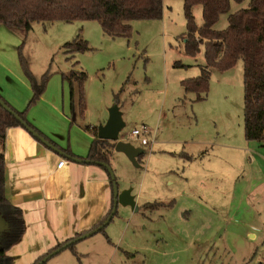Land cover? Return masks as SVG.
Returning a JSON list of instances; mask_svg holds the SVG:
<instances>
[{"label": "rangeland", "instance_id": "obj_1", "mask_svg": "<svg viewBox=\"0 0 264 264\" xmlns=\"http://www.w3.org/2000/svg\"><path fill=\"white\" fill-rule=\"evenodd\" d=\"M248 6L249 0L232 3L214 29L225 30L229 15ZM193 13L202 27V7ZM131 25L130 38L108 37L96 21L34 23L29 33L0 27L4 99L5 86L21 88L27 80L30 92L18 88L26 98L20 112L26 111L44 95L38 93L44 83L46 91L58 88L62 76L75 68L88 79L87 113L74 122L106 123L109 109L117 105L126 124L120 139L146 151L140 168L121 153L111 162L119 190H133L139 211L119 206L104 232L46 264H264V148L260 153L228 148L248 142L244 62L226 71L211 69L209 91L198 100L181 85L199 77L206 64L203 46L196 57L185 52L184 1L165 0L161 20ZM79 36L91 51L66 53L64 45ZM144 127L152 132V144L131 137ZM164 198L162 207L143 206ZM9 255L14 258V251Z\"/></svg>", "mask_w": 264, "mask_h": 264}, {"label": "trees", "instance_id": "obj_2", "mask_svg": "<svg viewBox=\"0 0 264 264\" xmlns=\"http://www.w3.org/2000/svg\"><path fill=\"white\" fill-rule=\"evenodd\" d=\"M164 1L0 0V27H5L12 32L29 33L34 23L96 21L100 24L103 33L108 37L130 38L132 36L131 22L153 21L163 18ZM182 1H184V14L187 22V33L182 37L185 40V52L191 57H196L203 46L206 61L205 66L201 68V75L197 78L183 80L181 83L182 87L187 93H194L197 95V99L201 100L202 96H206L209 91L211 69L226 71L242 60L244 62V136L248 142H257L264 146V0H249L248 8L229 15L228 27L223 31L214 29L220 16L230 13L232 3L243 4L246 0ZM196 6H201L203 10L204 25L202 27H198L195 22L193 10ZM64 47L66 53L71 54L91 51L88 42L82 40L80 36L72 42L66 43ZM21 63L23 64L22 61ZM77 64L78 62L75 63V66ZM175 67L185 66L175 63ZM62 79L69 87L72 118L75 119V117L80 116L84 119L86 108L84 84L88 79L87 74L73 68L69 73L64 74ZM47 80L48 77H45L44 82ZM44 91L45 83L39 88L38 93L41 95ZM0 98L16 115L23 119L39 135L48 140L27 119L29 111L34 107L39 97H35L28 109L23 112L12 107L1 95ZM16 127L23 126L14 115L0 106V212L10 223L11 231V235L2 243L3 246H0V264L14 263V258L10 257L8 252L21 240L25 232L23 213L21 209L12 206L8 202L5 190L6 161L4 150L6 133L8 129ZM85 129L94 136V141L86 160L91 161L92 164L93 162H102L112 166L114 143L100 140L97 128L86 126ZM49 142L55 145L53 142ZM62 151L71 155L68 150ZM101 168L110 179L113 199L111 176L107 169ZM162 206H164L163 203H147L144 208L146 210H154ZM112 210L113 205L107 217L94 229L104 224ZM104 230L101 232H104ZM84 234H80L75 238ZM75 238L68 240L66 243ZM64 244L50 250L35 264ZM74 245L68 249H73Z\"/></svg>", "mask_w": 264, "mask_h": 264}, {"label": "crops", "instance_id": "obj_3", "mask_svg": "<svg viewBox=\"0 0 264 264\" xmlns=\"http://www.w3.org/2000/svg\"><path fill=\"white\" fill-rule=\"evenodd\" d=\"M20 85L23 87L11 84L3 89L5 99L19 111L26 99L19 89L31 91L27 80ZM54 88L48 91L45 88L27 119L58 149L68 150L70 156L86 160L94 136L85 127L97 128L105 122L89 121L88 125L74 122L68 84L62 79L60 86ZM86 111L87 108L85 115ZM228 148L260 153L264 146L247 142L240 147L228 145ZM115 154L114 151L113 156ZM4 155L6 198L12 206L21 209L25 224L21 240L9 251L15 254L13 264H35L50 250L93 230L109 214L113 205L112 190L110 179L101 167L79 164L61 156L23 127L7 130ZM61 160L67 163L58 168ZM161 200L158 203H167V199ZM255 236L251 234L252 238Z\"/></svg>", "mask_w": 264, "mask_h": 264}, {"label": "water", "instance_id": "obj_4", "mask_svg": "<svg viewBox=\"0 0 264 264\" xmlns=\"http://www.w3.org/2000/svg\"><path fill=\"white\" fill-rule=\"evenodd\" d=\"M0 106H2L10 114L14 115L21 122L23 128H25L27 132H29L34 138H36L38 141H40L43 145H45L49 149L60 154L61 156L68 158L73 162L79 164H88V165L92 164V162L89 160H83L70 156L65 152L61 151L60 149H58L56 146L52 145L48 140H46L43 136L39 135L33 128H31L23 119H21L18 115H16L15 112L6 105V103L2 100V98H0ZM125 126L126 124L123 120L120 108L117 105H114L112 108L109 109V118L107 122L97 127L98 138L100 140H107L113 142L115 145L114 151L116 153L124 154L133 164V166L140 168L141 166L139 163V158L144 156L146 154V151L143 148L136 147L127 140L120 139L121 133L124 130ZM93 164L107 169L111 176V182L113 186V210L111 214L106 219L103 225L84 234L83 236L75 238L74 240L64 244L62 247L48 254L37 264H46L51 258L58 255L62 251L68 249L72 245L104 230L113 220L115 214L118 211L119 206L130 207L135 212L139 211V207L137 206V202H136V196L133 195L132 193L133 190L132 189H127L123 191L119 190L116 176L114 174L112 166L102 162H93ZM9 225H10L9 222L4 218L3 214L0 212V235L4 231L9 229Z\"/></svg>", "mask_w": 264, "mask_h": 264}, {"label": "built area", "instance_id": "obj_5", "mask_svg": "<svg viewBox=\"0 0 264 264\" xmlns=\"http://www.w3.org/2000/svg\"><path fill=\"white\" fill-rule=\"evenodd\" d=\"M151 133L152 132L149 129L144 127L143 130L134 129L131 133V137L136 140L141 139L145 144H152L154 141L151 138ZM66 163V160H61L58 164V168H62Z\"/></svg>", "mask_w": 264, "mask_h": 264}, {"label": "flooded vegetation", "instance_id": "obj_6", "mask_svg": "<svg viewBox=\"0 0 264 264\" xmlns=\"http://www.w3.org/2000/svg\"><path fill=\"white\" fill-rule=\"evenodd\" d=\"M10 224V223H9ZM11 235V231H10V225H9V229L4 231L1 235H0V246H3L2 243L5 242V240Z\"/></svg>", "mask_w": 264, "mask_h": 264}]
</instances>
